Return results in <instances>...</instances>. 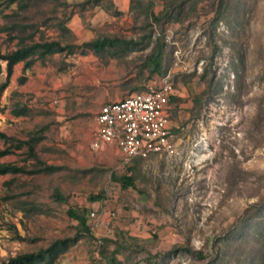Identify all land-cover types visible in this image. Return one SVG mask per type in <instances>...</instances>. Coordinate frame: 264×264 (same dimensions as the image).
<instances>
[{"label":"rangeland","instance_id":"rangeland-1","mask_svg":"<svg viewBox=\"0 0 264 264\" xmlns=\"http://www.w3.org/2000/svg\"><path fill=\"white\" fill-rule=\"evenodd\" d=\"M141 1L157 13L164 0ZM96 2L0 0V53L42 40L68 45L32 55L54 69L39 88L52 87V99L43 102L52 104L45 114L51 122L45 134L35 126L28 143L9 139V146L20 150L10 163L25 172H10L7 181L0 177V264L63 238L74 240L50 260L44 254L43 264H108L116 249L120 264H264V224L250 229L242 219L247 212L264 218V211L255 210L264 206V0H199L182 23L167 24L165 30H172L167 69L174 50L182 61L173 68L169 122L179 153L151 154L129 164L117 148L90 147L95 115L102 104L158 82L159 74L150 76L141 67L151 46L125 45L116 53L82 43L101 36L139 41L150 32L154 40L160 28L149 27L133 0ZM211 6L219 7L221 16L214 29ZM207 87L195 105L193 98ZM60 105L62 119L76 124L62 135L54 125ZM56 143L61 147L54 148ZM29 147L34 156H28ZM129 165L133 186L122 187L114 177ZM57 189L63 201L54 199ZM96 208L100 219L101 209L114 213L108 226L92 231L105 237L106 255L99 259L93 255L95 238L67 214ZM185 246L203 258L179 251Z\"/></svg>","mask_w":264,"mask_h":264},{"label":"trees","instance_id":"trees-1","mask_svg":"<svg viewBox=\"0 0 264 264\" xmlns=\"http://www.w3.org/2000/svg\"><path fill=\"white\" fill-rule=\"evenodd\" d=\"M16 0H10V2H13ZM94 1L96 4L97 0H91ZM136 5L142 6V10L145 12L146 17L148 18V25L149 27L158 26L159 32H157L156 35H154V40L151 39L150 36L151 32L147 35L142 36V39L139 41H134L132 39H125L118 36H101L97 37L95 39H92L90 41L83 42L82 45L88 46L89 48L93 49L96 52L102 51L104 48H113L114 51L117 53V48L125 45H135L140 44L144 46L150 45L151 48L149 52L145 55L141 67L143 69H146L148 71V74L151 76L153 74H159L162 76L165 71L167 70L168 61L166 59V46L167 44L164 41L163 32L165 30V27L169 23L173 22H183L186 17L195 11L196 5L199 0H164L163 1V7L162 9L155 13L154 10L150 7V3H143L141 0H133ZM221 3V2H220ZM213 5V4H212ZM211 9L215 10L214 16L210 20V26L212 29H214L219 22L221 16H220V10L219 7L213 8L211 6ZM126 46V48H127ZM68 45H61L59 40H42L38 42H33L30 45L26 46H20L12 51L6 52V53H0V60L6 61V72L7 77L11 73V69L13 65L18 61H24L25 66L29 67L34 59L32 58V55L38 54V56L43 57L46 54L54 53L63 51ZM214 48L216 46L214 45ZM215 50V49H214ZM120 54V53H119ZM124 54V53H122ZM212 60V58H211ZM207 74V68H204V71L200 75L201 78H204ZM6 84V81L0 84V89L3 88ZM209 87L205 88L202 92L195 95L193 98V102L196 104H199L201 102V99L208 93ZM175 97L171 96L170 101H173ZM0 137H4V135L0 132ZM9 153V149L0 150V156ZM134 163L137 162L136 159L133 160ZM25 172V169L21 167H17L11 164H0V174L6 173V172ZM133 172V166L129 165L127 166L126 173L123 175H120L119 177H114L118 179L122 187H128L133 186V179L134 176L132 175ZM93 199L97 198L100 199V195H95L92 197ZM54 199L60 201L64 200L65 198L60 194L58 190L55 191ZM255 210L259 212L260 210L264 211V206L259 207L256 206ZM253 208V207H251ZM248 211V209H247ZM88 213L89 209H83L82 211H77L75 209H69L67 211V214L69 217L75 219L78 221V225L80 229H83L87 233L92 234L90 230V226L88 223ZM255 215V214H254ZM87 216V219H86ZM252 214L247 212L246 216L242 218L247 223V227L250 229L256 228L257 226H260L261 224H264V218L262 215L256 216L252 218ZM260 216L262 219H260ZM243 221V222H244ZM241 228V225H238L235 229L238 230ZM234 229L229 232V234H234ZM94 237V236H93ZM95 238V237H94ZM69 243L73 241L74 239L70 238H63V239H57L53 241L47 248L39 250L37 252H23L19 253L13 257H9L5 262L2 264H43V258L44 254L48 255V260L51 259V257L55 254V252L58 251V249H64ZM105 241V238H104ZM104 243V242H103ZM178 250V249H177ZM117 249L112 252V255L109 257L108 264H120L114 254L116 253ZM175 249L173 250V252ZM179 251H182L183 254H189V255H196L198 258H203V254L199 250H193L191 247L185 246L179 249ZM100 255L105 256L106 255V247L104 244H102L100 248Z\"/></svg>","mask_w":264,"mask_h":264},{"label":"built area","instance_id":"built-area-1","mask_svg":"<svg viewBox=\"0 0 264 264\" xmlns=\"http://www.w3.org/2000/svg\"><path fill=\"white\" fill-rule=\"evenodd\" d=\"M172 30L163 32L165 43ZM157 34V33H156ZM167 44V43H166ZM174 61L157 83L146 85L143 90L129 94L121 100L104 103L95 115L96 130L90 143L94 150L102 144H114L124 164L133 159H146L151 154H164L175 157L179 151L171 141L169 131L170 98L174 95L173 68L182 66L178 51L174 50ZM57 102V100H53ZM97 209L90 210L88 218L91 232L103 224L108 226L114 213L98 215ZM99 217V219H98ZM94 235V234H93ZM104 234L96 235L93 255L100 258V248ZM104 264V263H97Z\"/></svg>","mask_w":264,"mask_h":264},{"label":"crops","instance_id":"crops-1","mask_svg":"<svg viewBox=\"0 0 264 264\" xmlns=\"http://www.w3.org/2000/svg\"><path fill=\"white\" fill-rule=\"evenodd\" d=\"M3 62L4 64H2V62L0 63V75L4 76L2 83L6 81V84L0 89V132L4 135V137H0V150L9 149V153L0 156V164H11L17 166L14 162L10 163V157L13 155V152L15 154L20 152V150H14L11 148L9 146V139L14 138L18 141L24 142V138H27L26 141L28 143L30 134L35 132V126H38L39 128H37V130L41 129L45 134L46 126L50 125L51 122L45 118V114H48L52 104L51 102L49 104H45L43 102L46 100L48 102L50 98L52 99V95L49 92V89L52 87H45L42 92L39 91V88H43L42 82L46 79L49 69L50 72L52 71L51 73H53L54 69L49 68L47 65H41V60H34L29 67L25 66L24 61H18L13 65L11 73L7 77L6 61ZM28 98L32 99L30 100ZM24 105L27 108L26 112H24L22 108ZM30 110H32V112H30ZM57 112L60 116L58 118L56 117L54 120V123L56 122L54 124L56 127L55 131L57 134L62 135L67 133V129L71 125L74 126L76 124L73 122H65L62 119V115L64 114L62 105L58 107ZM33 115L38 116L35 117ZM96 127L95 123V130ZM75 131L77 132L76 129L73 132ZM48 147L51 148L52 145H48ZM60 147L61 145L56 143L54 148L57 149ZM114 148H117L114 144L105 143L98 149H108L112 151ZM29 149L30 152L28 156H34V149L32 150L31 147H29ZM117 153L120 156L118 149ZM52 165L56 167L59 164H56L55 162ZM9 173L10 172L0 174V177H3L7 181ZM6 183L7 182L3 184L6 185Z\"/></svg>","mask_w":264,"mask_h":264}]
</instances>
